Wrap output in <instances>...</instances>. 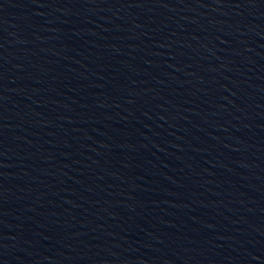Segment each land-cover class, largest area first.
Wrapping results in <instances>:
<instances>
[{
	"label": "water",
	"instance_id": "1",
	"mask_svg": "<svg viewBox=\"0 0 264 264\" xmlns=\"http://www.w3.org/2000/svg\"><path fill=\"white\" fill-rule=\"evenodd\" d=\"M0 264H264V0H0Z\"/></svg>",
	"mask_w": 264,
	"mask_h": 264
}]
</instances>
